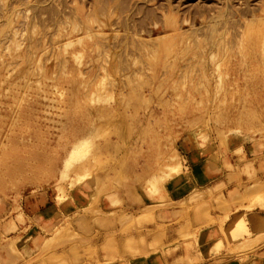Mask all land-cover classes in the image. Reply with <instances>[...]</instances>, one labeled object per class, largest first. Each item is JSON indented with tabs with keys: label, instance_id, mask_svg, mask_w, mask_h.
I'll return each instance as SVG.
<instances>
[{
	"label": "rangeland",
	"instance_id": "374dc122",
	"mask_svg": "<svg viewBox=\"0 0 264 264\" xmlns=\"http://www.w3.org/2000/svg\"><path fill=\"white\" fill-rule=\"evenodd\" d=\"M78 188L92 197L74 216L38 227L23 214L26 198L64 205ZM262 190L264 0H0L7 264L110 263L147 236L162 246L169 229L197 249L215 224V254L258 264ZM123 194L151 204L118 209Z\"/></svg>",
	"mask_w": 264,
	"mask_h": 264
},
{
	"label": "crops",
	"instance_id": "0c3cea01",
	"mask_svg": "<svg viewBox=\"0 0 264 264\" xmlns=\"http://www.w3.org/2000/svg\"><path fill=\"white\" fill-rule=\"evenodd\" d=\"M220 182H215L211 184V188L217 191V188L220 186ZM138 194V193H136ZM131 193H130V195ZM136 196V197H135ZM92 195L85 194L82 192L80 188L74 189L71 191V198L66 201V204L63 203H55L52 199L47 200L43 195H37L36 197H29L24 199L23 214L26 217H33L35 222L39 223V226H50L55 219L60 217V213H66L68 215H76L81 212L82 209H85L91 199ZM133 198L125 196L124 194L121 196L120 208L116 206L118 209H123L126 211H136V209H142L145 205L151 204L147 202V198L144 206H140L144 203V196H140L142 200H138L137 195L133 194ZM178 208L172 209H164L159 211L157 214L156 221L157 222H165L168 223L176 218V213ZM215 215L218 212H214ZM58 215V216H57ZM247 217H255L257 215H262L260 211L254 209L253 211L247 212ZM57 216V217H56ZM254 220V219H253ZM252 220V221H253ZM115 225V224H114ZM254 225V224H253ZM147 228L151 227V224L145 225ZM115 228H118V225H115ZM217 224L210 225L208 228H204L200 234V245L199 248L196 249L194 245L187 248L185 244V240L179 241V244L172 243L174 239H177V234H175V229L168 230L166 232V238H163V245L158 246L156 249L149 247V243L152 241L153 236H147L145 239L146 244L141 246L138 254L128 253L125 250L123 251V255L117 257L113 262L105 263V264H245L240 263L239 261L234 260L233 257L226 255L224 250H221L217 254L213 252L214 246L218 242V237L216 235ZM40 229L35 230L34 233L27 239V243L21 247V252L24 255L31 254L32 251L35 253L36 245L39 239L36 237L37 234L40 235ZM208 236H211L209 239H206ZM27 245V246H26ZM125 247H128L127 243H124ZM213 252V253H210ZM262 253V251H260ZM57 254V253H55ZM55 254H53L55 258ZM201 256V260L192 261L196 256ZM221 258V260H218ZM1 264H7L9 261L6 253L2 254L0 258ZM53 259V258H52ZM261 260L258 264H264V253L261 255ZM11 261V260H10ZM247 264H251L248 262Z\"/></svg>",
	"mask_w": 264,
	"mask_h": 264
},
{
	"label": "bare ground",
	"instance_id": "6f19581e",
	"mask_svg": "<svg viewBox=\"0 0 264 264\" xmlns=\"http://www.w3.org/2000/svg\"><path fill=\"white\" fill-rule=\"evenodd\" d=\"M251 187L257 189V185H254V186H249L245 191H248V192L251 191V190H252ZM253 190H254V189H253ZM256 191H257V190H256ZM252 192H255V191H252ZM235 193H237V192H235ZM246 193H247V192H246ZM259 193H260V192H259ZM261 193H264L263 190H262ZM239 194H240V193H239ZM239 194H236V195L239 196ZM232 195H234V194H232ZM236 195H235V198L237 197ZM251 195H253L252 197L257 196L256 193H255V194H251ZM258 195H259V194H258ZM220 197H221V196H220ZM222 198H223V196H222ZM222 198H221V199H222ZM219 199H220V198H219ZM252 199H253V198H252ZM254 200H256V198H254ZM223 201H224V199H223ZM224 202H225V201H224ZM255 203H256V202H255ZM130 214H131V213H130ZM235 217H236V219H235ZM262 217H263L262 215H257V216H255V218H262ZM237 218H239L238 215H237V216H234V217L232 216V220H233V223H235V225H234L235 227H236V225H237V224H236L237 221H235V220H237ZM255 218H254V222H255ZM238 220H239V219H238ZM128 221H129V220H128ZM234 221H235V222H234ZM123 225H124V224H123ZM226 227H227V226H226ZM66 229H67V228H66ZM65 231H67V230H65ZM65 233H66V232H65ZM66 234H67V233H66ZM66 234H65V235H66ZM79 236H80V235H79ZM91 236H92V235H91ZM49 243H50V242H49Z\"/></svg>",
	"mask_w": 264,
	"mask_h": 264
}]
</instances>
